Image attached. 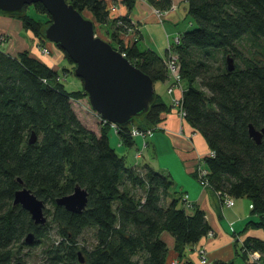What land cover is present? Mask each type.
I'll use <instances>...</instances> for the list:
<instances>
[{
	"label": "trees",
	"instance_id": "obj_1",
	"mask_svg": "<svg viewBox=\"0 0 264 264\" xmlns=\"http://www.w3.org/2000/svg\"><path fill=\"white\" fill-rule=\"evenodd\" d=\"M135 1L121 3L131 12ZM144 1L159 12L172 8L171 0ZM184 1L188 29L178 34L179 43L172 49L180 65L183 123L213 153L202 160L208 189L246 198L256 220L248 221L241 233L252 228L264 233V139L257 146L248 134L249 125L264 128V0ZM67 2L82 15L89 13L99 30L110 23L105 36L111 47L153 83L168 82L164 59L141 48L138 38L123 41L122 36L136 27L128 15L111 17L115 10L104 0ZM32 6L50 18L43 6ZM30 7L7 16L19 20L44 48L48 42L42 33L49 21L43 26L32 19L26 13ZM172 38L165 35L166 42ZM53 46L67 66H74ZM227 59L233 62L232 71L227 70ZM68 70L52 69L27 51L11 56L0 50V264H24L21 248L38 246L34 264H165L164 232L174 239L178 258L184 259L187 249L211 231L204 212L175 189L169 173L137 160L127 166L126 156L109 142L111 124L97 120V133L80 120L74 104L86 94L78 78L79 90L66 89L62 73ZM170 108L156 96L147 115L131 126H118L114 134L125 149L135 147L132 129L156 131ZM32 133L35 141L29 143ZM192 176L196 179L195 172ZM76 186L87 192L85 208L73 213L57 206L56 199L72 194ZM21 188L43 201L45 224H35L28 212L13 204ZM88 232L92 244L85 238ZM238 250L246 264H264V241L247 237ZM253 253L259 259L251 263L248 256Z\"/></svg>",
	"mask_w": 264,
	"mask_h": 264
},
{
	"label": "crops",
	"instance_id": "obj_2",
	"mask_svg": "<svg viewBox=\"0 0 264 264\" xmlns=\"http://www.w3.org/2000/svg\"><path fill=\"white\" fill-rule=\"evenodd\" d=\"M172 8L159 20L156 14H154V9L144 0H136L133 6V10L128 12L125 6L121 3V0H104L108 8H114L115 12L111 13L112 16L128 15L129 20L136 25L135 30H137V36H133L131 33L122 36V39L126 43H133L135 38L140 41L139 44L143 48H149L156 52L161 59L166 57V45L165 35L169 37H176L179 33L186 31L187 26V5L184 0H171ZM110 28V23L101 26V31L106 32ZM5 36L4 41L0 42V50L2 49L5 53L9 55H16L23 51H27L33 57L38 58L44 64L51 67L52 69L60 68L65 63L63 56L57 49V47H51L52 50L49 61L41 60L37 53V39L29 32L24 29L23 24L14 17H9L7 15L0 13V36ZM40 47V46H39ZM73 88L76 90L80 89V84L71 82ZM168 82H157L154 83L155 95L159 97V100L163 102L166 107L170 108V101L172 97H180L178 89H175L172 94H167V89L169 88ZM82 99L79 104H83ZM75 111L79 114V118L84 120L94 121V126L92 131L98 133V121L93 117L88 116V112L84 110H79L75 108ZM85 123V121H83ZM91 122V123H92ZM86 124V123H85ZM88 127L89 125L86 124ZM183 133L180 134L181 122L176 115V112L170 108V110L163 116V120L157 125L156 131H153L149 137H146L144 141L147 142V147L144 148L143 152L149 153V160L153 159V155L156 159V164L158 167H154L153 161L142 162L147 163L156 171L169 173L175 184V189L179 193H185L190 204L199 207L205 216L206 220L211 227V231L206 237H203L196 246L191 250L187 249L186 257L184 259H179L177 253L173 250L174 239L167 233L164 232L161 235V240L165 242L168 254L165 260V264H185V262L190 261L192 264H199L196 249L202 248L206 252L207 260L214 261L217 263H234L235 258L238 256V246L247 237H256L264 241V233L258 229H247L245 230L246 223L249 221L240 220L239 217L232 219V208H223L220 204L219 199L209 189H201L194 183L193 173L194 169L198 163V159L204 157L209 149H207L205 140L201 138L199 134H195L192 138H189L191 131L182 122ZM112 136L109 137V141L116 143L112 145L116 153H121L125 155L127 149H125L119 142L116 134L112 132ZM135 147L130 148L138 150L142 147L143 139L141 137L134 138ZM126 150V152H125ZM119 151V152H117ZM130 153L132 162H135V155ZM175 153V156L182 162V167H184V173L188 174L186 176L182 174V179L180 178V173L173 174L166 164L161 165L159 162V156L163 153ZM143 154V153H142ZM144 156L142 155L141 158ZM137 160L139 163L140 159ZM135 160V161H134ZM161 160V159H160ZM178 165L179 162H177ZM180 167V166H179ZM250 206V205H249ZM248 206V208H249ZM250 209V208H249ZM187 213H191L190 209L186 208ZM252 216V217H251ZM250 220H256L255 216L251 215ZM232 220H231V219ZM248 219V218H247ZM240 234V235H239ZM242 260V259H241ZM243 261V260H242ZM245 264V262H244Z\"/></svg>",
	"mask_w": 264,
	"mask_h": 264
},
{
	"label": "water",
	"instance_id": "obj_3",
	"mask_svg": "<svg viewBox=\"0 0 264 264\" xmlns=\"http://www.w3.org/2000/svg\"><path fill=\"white\" fill-rule=\"evenodd\" d=\"M34 4L43 6L50 17L42 33L44 40L57 45L72 61L73 75L81 80L89 107L101 121L126 127L148 114L156 99L153 81L134 67L124 54L99 38L94 31V22L76 11L67 0H0V13L22 14L26 7ZM227 60V70L232 71L233 62ZM248 134L259 146L264 139V128L256 130L249 125ZM34 141L32 133L28 142ZM86 195L85 189L76 186L72 194L56 199V205L79 213L85 208ZM13 202L28 212L35 224H45L44 203L30 190L18 189ZM32 238V234L27 236L25 242L30 243ZM78 254L82 262L81 254Z\"/></svg>",
	"mask_w": 264,
	"mask_h": 264
},
{
	"label": "rangeland",
	"instance_id": "obj_4",
	"mask_svg": "<svg viewBox=\"0 0 264 264\" xmlns=\"http://www.w3.org/2000/svg\"><path fill=\"white\" fill-rule=\"evenodd\" d=\"M112 9V11H114V8H111ZM26 13L28 14V16H30L32 19L33 18H35V20H37L38 21V23L39 24H41V25H43L44 26V24H47L46 22L47 21H49V18L44 14V15H42V14H40V13H37L35 10H34V8H33V6L32 7H30L29 9H27L26 10ZM154 14H156L155 13V9H154ZM157 15V14H156ZM83 16L86 18V19H91V15L89 14V13H87V12H84L83 13ZM164 16V15H163ZM163 16H158L157 15V17L159 18V20L160 19H162V17ZM92 20V19H91ZM130 32L129 33H131L133 36H137V31L133 28V30H129ZM95 32H96V34H97V36L100 38H102L104 41H106V42H108L109 40H108V38L105 36V33L104 32H102L101 30H99L98 29V27H97V25L95 24ZM128 33V34H129ZM1 37H3V39H1ZM4 39H5V36H0V42L1 41H4ZM37 44H38V41H37ZM38 46V45H37ZM45 46L48 48V50H49V54L46 56V57H43V56H41V54H40V52H41V47H37V53H38V55H39V57H40V59L41 60H44V61H49L50 62V59H49V57L48 56H50V54H51V52H52V50L50 49L51 47H54L53 46V44H51V43H46L45 44ZM141 48H143L142 46H141ZM250 48H247V49H245V53H246V51L247 50H249ZM254 51L256 52V48H254ZM30 55V54H29ZM30 57H33L32 55H30ZM33 58H36V57H33ZM38 59V58H37ZM63 65L65 66V67H67V69H70L71 68V70H68V71H64L62 74H63V78H65V79H67L66 81H65V83H64V85H65V87H66V89H68V90H76V88H73L72 87V85H71V82H74V83H76V84H80V82L77 80V78L76 77H73L72 76V71H74L73 69H75L74 68V66H70V65H68L67 66V63L65 62V63H63ZM56 70H57V68H56ZM197 88H199L198 86H197ZM84 106H86V99L83 101V104L81 105V104H79L78 102L76 103V104H74V108H77V109H79L80 111L81 110H84L85 112H88V116L90 117H93L96 121H97V119L93 116V114H91L90 112H89V110H87V108H85ZM77 114H78V116H79V114H81V113H78V112H76ZM80 117V116H79ZM82 121H85V123L86 124H88L89 125V129H92L93 128V126H94V121L92 122V121H89V120H84L83 118H82ZM92 122V123H91ZM112 131H110L109 130V137L110 136H112ZM110 143H111V146L112 145H116V143H114V142H112V141H109ZM130 150V149H129ZM128 149H127V153L125 154V155H123V154H121V153H119L120 155H123V156H126L125 157V164L127 165V166H129V165H134L135 163L134 162H132L133 161V159H131V156H130V153L131 154H133V152H135L134 151V149H131V151H129ZM117 152H119V151H117ZM125 152H126V150H125ZM136 153V152H135ZM142 155L144 156L143 158H141V157H139V158H141L140 159V161H139V163H142V162H150V161H153V163H155L154 164V167H158V165L159 164H156V159H155V156L153 155V159H148L149 158V153L148 152H143L142 151ZM136 159V158H135ZM161 159V160H160ZM138 160V159H137ZM159 162H161V165H163V164H166V166H167V168H169L170 170H171V172L173 173V174H175V173H184V167H182V162L178 159V157H176L175 156V153L173 154H171V153H169V152H166V153H163V154H161L160 156H159ZM177 162H179V164L180 165H178V163ZM180 166V167H179ZM183 168V169H182ZM155 169V168H154ZM156 170V169H155ZM182 174L180 175V178L179 179H182ZM185 174V173H184ZM186 176H189L187 173L185 174ZM194 183H197V185L199 186V188H201V189H203V187L201 186V184L200 183H198L196 180H194ZM204 189H206V188H204ZM207 189H208V187H207ZM216 195V194H215ZM233 201H234V207L232 208V211H231V214L233 215L232 216V219L233 218H236V217H239L240 218V220L242 219L243 221H247V220H249L250 221V216H251V214H250V209L248 208V206L250 205V203L248 202V200L246 199V198H240V199H233ZM45 208L46 209H50V206H48V205H45ZM252 217V216H251ZM248 218V219H247ZM50 218H47V220H49ZM231 219V218H230ZM231 219V220H232ZM55 235V233L53 232L51 235H50V238L53 240V239H55L56 237L54 236ZM91 235L92 234H90L89 232L88 233H86V235H85V238H86V240L88 239V243L89 244H92L93 242L91 241V239H90V237H91ZM81 245V244H80ZM199 248V247H198ZM197 248V249H198ZM39 249H41V247H36V249L35 250H33V249H27V248H21V250H20V252H19V257H21V259L23 260V262H24V264H34V263H36L37 262V256H36V254L38 253V251H39ZM202 249V248H201ZM236 260V264H244V261H242L241 259H239V258H235ZM211 263L210 264H213L214 263V261H210ZM246 264V263H245Z\"/></svg>",
	"mask_w": 264,
	"mask_h": 264
},
{
	"label": "built area",
	"instance_id": "obj_5",
	"mask_svg": "<svg viewBox=\"0 0 264 264\" xmlns=\"http://www.w3.org/2000/svg\"><path fill=\"white\" fill-rule=\"evenodd\" d=\"M167 12L168 11L159 12L158 10H155V13L158 16L166 15ZM1 39H3V37H1ZM178 43H179L178 36H176L172 39H167V46H166V50H165L167 52V56L164 59V62H165L166 70L168 73V83L170 84L169 88L167 89V94L168 95L172 94L175 89H178L179 93H180V97H172L171 98L170 107L176 112V115L181 122L180 134H182L183 133L182 122H184L183 120H184V114L185 113H184L183 108L181 106V104H182V95H181L182 94V88H181V85L179 84V82H180V74H179L180 65H179V62H177L176 53L174 51H172L173 46L177 45ZM40 54H41V56L46 57L49 54L48 48L46 46L44 48H41ZM84 107L87 108V110H89V112L91 114H93V116L97 120L101 121L99 115L94 110H91L89 105H86ZM117 127H118L117 125L111 124V129H112V131H114V133H117V131H116ZM152 132H153V130H150V129H148L147 131L132 129L131 137H133V138L141 137L144 141V139L146 137H149V135ZM195 134H196L195 131L191 132L189 135V138H192ZM146 147H147V142L144 141L142 144L141 150L146 148ZM141 150H139L138 153L135 155L136 160L139 159V157H141V155H142ZM205 156H213V153L208 151ZM205 156L198 159V163L194 169V172L196 173L197 182L201 184L203 189L207 188L209 186V182H207L208 171L206 170V168L204 166V161H202L205 158ZM216 196L219 199L220 204L223 208H229V207L233 206V198L221 195L220 193H217ZM185 198L187 199V196H185ZM196 253H197L198 260H199V264H210L211 263L210 260H207L206 252L204 249L198 248V249H196ZM258 257H259V255L257 253H253V254H250L248 256L249 261L251 263L256 262L259 259Z\"/></svg>",
	"mask_w": 264,
	"mask_h": 264
},
{
	"label": "bare ground",
	"instance_id": "obj_6",
	"mask_svg": "<svg viewBox=\"0 0 264 264\" xmlns=\"http://www.w3.org/2000/svg\"><path fill=\"white\" fill-rule=\"evenodd\" d=\"M86 105H89L87 99H86Z\"/></svg>",
	"mask_w": 264,
	"mask_h": 264
},
{
	"label": "flooded vegetation",
	"instance_id": "obj_7",
	"mask_svg": "<svg viewBox=\"0 0 264 264\" xmlns=\"http://www.w3.org/2000/svg\"><path fill=\"white\" fill-rule=\"evenodd\" d=\"M46 219V218H45ZM46 221V220H45Z\"/></svg>",
	"mask_w": 264,
	"mask_h": 264
}]
</instances>
